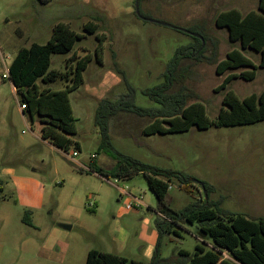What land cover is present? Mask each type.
I'll return each instance as SVG.
<instances>
[{"label": "rangeland", "instance_id": "1", "mask_svg": "<svg viewBox=\"0 0 264 264\" xmlns=\"http://www.w3.org/2000/svg\"><path fill=\"white\" fill-rule=\"evenodd\" d=\"M259 1L142 0L139 11L157 21L153 22L136 13L137 0H52L47 4L0 0V181L4 188L0 193V264H85L90 250L150 263L152 256L147 257L142 248L145 243L138 236L157 229L158 215L152 211L157 198L146 177L138 174L115 181L91 170L93 162L105 168L116 163L99 150L98 103L129 93L124 77L135 89L138 106H157L142 91L162 83L175 51L195 42L191 34L177 28H197L208 37L200 56L192 53L180 61L184 79L172 88L186 87L188 107L201 104L213 121L225 108L223 98L228 91L240 99L260 94L264 89L260 53L243 51L258 66L252 80L241 76L252 70L248 67L218 70L241 45L231 42L226 27L217 25L221 13L238 9L247 15L258 11ZM89 22L98 24L95 33L85 31ZM59 23L83 38L70 53L53 54L51 70L66 71L74 53L89 61L83 81L68 94L75 131L66 149L42 138L41 115L22 108L23 95L13 89L6 74L20 48L46 44ZM38 85L58 91L71 82L44 84L39 80ZM152 122L122 112L109 120V134L120 153L193 179L186 185L177 178L170 180V208L180 210L204 201L206 192L197 183L204 182L211 186L208 201L249 219H264V120L207 128L196 123L186 130L145 134ZM121 189L131 196L122 195ZM131 201L133 210L126 207ZM144 218L151 220L150 226ZM197 227L177 224L164 230L159 241L161 256L181 249L193 254L196 245L202 244L195 235ZM120 230L128 237L114 242Z\"/></svg>", "mask_w": 264, "mask_h": 264}, {"label": "trees", "instance_id": "2", "mask_svg": "<svg viewBox=\"0 0 264 264\" xmlns=\"http://www.w3.org/2000/svg\"><path fill=\"white\" fill-rule=\"evenodd\" d=\"M47 4L52 0H37ZM142 0H137L140 3ZM141 14V13H140ZM144 18L150 17L141 14ZM148 21V20H147ZM219 27H226L231 42H239L241 49H235L228 54L225 61L218 65V70L248 67L252 70L241 73L245 80H252L256 76L258 66L244 54V50L251 49L261 55L259 67L264 68V0L259 1L258 11H251L243 15L238 9L221 13L217 18ZM98 24L89 22L85 31L95 33ZM203 37H208L202 30L189 29ZM83 38L71 30L66 24H57L50 40L46 44L33 43L30 47H22L13 59L9 70V80L16 92L23 95L22 106L37 110L41 115L43 139L49 140L58 148L66 149L72 143L70 135L75 131V119L69 101V92L76 89L83 81V72L87 69L88 59L78 58L74 53L67 62V70H51L53 54L70 53L75 43ZM194 43L177 49L164 74V81L153 88H147L142 93L157 106L141 107L136 104L135 89L128 85L129 93L122 95L118 100L103 99L98 103L95 126L100 135L99 150L108 153L114 160L112 168H105L93 162L91 170L102 178L125 180L138 174H143L149 188L157 198L156 211L160 214L156 218V228L159 233L158 241L149 264H264V219H249L242 214H234L223 210L218 203L204 198L180 210L168 206V192L170 180L177 178L181 185L190 183L193 179L183 173L165 170L146 164L138 159L122 154L116 150L111 142L109 120L119 113L126 112L140 118H149L153 122L145 128L144 133L152 135L166 131L186 130L193 124L202 128L209 126H234L255 123L264 120V89L260 94H252L240 99L232 91H228L223 98V108L216 120H210L205 114V108L187 106L190 97L185 86L173 91L175 83H182L180 61L188 58L192 53L201 55L203 41L194 37ZM199 53V54H197ZM70 78V79H69ZM49 84L57 80H67L71 86L66 89L52 91L41 89L38 81ZM168 125V126H166ZM78 147L79 144L77 142ZM76 152V151H75ZM163 177V178H162ZM167 179V180H166ZM202 188L209 196L211 186L201 183ZM4 190L0 181V193ZM198 224L195 235L202 244L196 245L192 254L185 249L177 254L163 257L159 250V241L164 230H170L173 225ZM207 245H211L208 247ZM227 254L229 258H226ZM85 264H145L144 262L122 257L114 253L90 250Z\"/></svg>", "mask_w": 264, "mask_h": 264}, {"label": "crops", "instance_id": "3", "mask_svg": "<svg viewBox=\"0 0 264 264\" xmlns=\"http://www.w3.org/2000/svg\"><path fill=\"white\" fill-rule=\"evenodd\" d=\"M116 82H118L117 79H116ZM13 89L15 90L14 87H13ZM33 123H35V121ZM125 180L123 179V181H125ZM141 204H142V201H141ZM152 211L155 212L158 216H160V214L157 213L156 209H152ZM143 221H144L146 226H150L151 220L149 218H144ZM120 231L121 232L119 233V236L118 235L115 236L114 242H117V241L122 242V241H125L127 239L128 236H127L126 232L123 230H120ZM138 236L140 238H142L143 242L145 243V245H143L142 248L144 249V252L147 255V257L152 256L153 252L155 250L157 241H158V237H159V233H158L157 229H152L148 233L142 232V233L138 234Z\"/></svg>", "mask_w": 264, "mask_h": 264}, {"label": "water", "instance_id": "4", "mask_svg": "<svg viewBox=\"0 0 264 264\" xmlns=\"http://www.w3.org/2000/svg\"><path fill=\"white\" fill-rule=\"evenodd\" d=\"M136 13H137L142 19H144V20L157 22V21H155V20L147 19V18H144L143 16H141L140 11H139V4H138V2L136 3ZM163 24H164V25H168V24H165V23H163ZM168 26H170V25H168ZM177 29L182 30V31H184V32H187V33L191 34V35L194 36V37L200 38V39L203 41V44H204V40H203V37H202L201 35H199V34H195V33L191 32L190 30H185V29H181V28H177ZM197 183H200V184H201V182H197ZM204 191H205V190H204ZM205 198L207 199V196H205ZM65 228H66V229H71L70 226H65Z\"/></svg>", "mask_w": 264, "mask_h": 264}, {"label": "built area", "instance_id": "5", "mask_svg": "<svg viewBox=\"0 0 264 264\" xmlns=\"http://www.w3.org/2000/svg\"><path fill=\"white\" fill-rule=\"evenodd\" d=\"M6 74L9 76V70L8 69H6ZM22 108L24 109L25 108V106H22ZM73 156L74 157H77L78 156V153L77 152H74L73 153ZM100 177V176H99ZM102 178V177H101ZM115 181H117V179H115ZM121 193H122V195L124 194V195H130L131 196V194H129L127 191H125L124 189H121ZM135 198V200H136V202H137V204L138 205H141V200L140 199H137L136 197H134ZM120 199H123V196H120ZM92 205V204H91ZM127 209H129V210H133L134 208H135V205H134V202L132 203V201L129 203V204H127Z\"/></svg>", "mask_w": 264, "mask_h": 264}]
</instances>
